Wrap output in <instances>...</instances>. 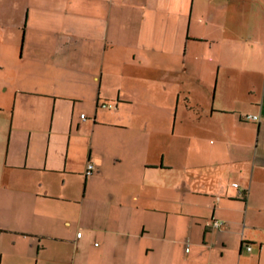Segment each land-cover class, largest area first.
I'll use <instances>...</instances> for the list:
<instances>
[{"label": "crops", "instance_id": "obj_1", "mask_svg": "<svg viewBox=\"0 0 264 264\" xmlns=\"http://www.w3.org/2000/svg\"><path fill=\"white\" fill-rule=\"evenodd\" d=\"M2 1L0 264H264V0Z\"/></svg>", "mask_w": 264, "mask_h": 264}, {"label": "rangeland", "instance_id": "obj_2", "mask_svg": "<svg viewBox=\"0 0 264 264\" xmlns=\"http://www.w3.org/2000/svg\"><path fill=\"white\" fill-rule=\"evenodd\" d=\"M10 10L7 8L5 3L0 0V81L2 79L6 78V75L8 74L5 72L10 66L11 61L8 58V53L10 49H12V42L5 39V37L12 36L11 35V29L8 22V18H10ZM19 45L20 41H18L17 45L15 44V49L19 52ZM18 55V54H17ZM3 85V83L0 82V86ZM2 90V91H1ZM189 90L192 91V98H195L196 91H197V85H194L193 82H191ZM8 93H4L3 88L0 87V106H4L3 100L6 99ZM0 251L6 252L9 249V244L6 242L3 238H0ZM31 264H33V261H30Z\"/></svg>", "mask_w": 264, "mask_h": 264}, {"label": "built area", "instance_id": "obj_3", "mask_svg": "<svg viewBox=\"0 0 264 264\" xmlns=\"http://www.w3.org/2000/svg\"><path fill=\"white\" fill-rule=\"evenodd\" d=\"M113 106L114 105L111 104V103H105V102L104 103H100V107H102V108H112ZM80 117L81 118H84V114H81ZM247 118H250L253 121L258 120V116L257 115L248 116ZM93 168H94L93 164L92 163H88L86 165L85 174L86 175L90 174L92 172ZM233 186L234 187H238V184L237 183H234ZM211 225H212L213 228H219V227H221L223 225V222L222 221L214 220ZM246 249L249 250L250 249V246H246ZM185 250L188 251V246H186Z\"/></svg>", "mask_w": 264, "mask_h": 264}]
</instances>
